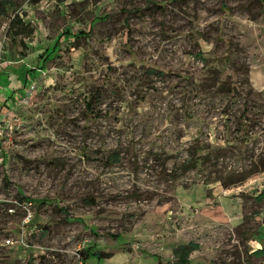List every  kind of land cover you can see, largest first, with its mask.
I'll list each match as a JSON object with an SVG mask.
<instances>
[{
	"label": "rangeland",
	"instance_id": "obj_1",
	"mask_svg": "<svg viewBox=\"0 0 264 264\" xmlns=\"http://www.w3.org/2000/svg\"><path fill=\"white\" fill-rule=\"evenodd\" d=\"M0 2V264H264V0Z\"/></svg>",
	"mask_w": 264,
	"mask_h": 264
},
{
	"label": "crops",
	"instance_id": "obj_2",
	"mask_svg": "<svg viewBox=\"0 0 264 264\" xmlns=\"http://www.w3.org/2000/svg\"><path fill=\"white\" fill-rule=\"evenodd\" d=\"M6 58L8 60V62L5 64V66H3V70L0 71V82H4L2 85H0V97L3 98L0 101L1 104V111L3 113H7L12 107L13 105H15V102H17L19 100V97L23 95V93L25 92V87H20L17 88L14 84L12 83H8V81L12 82L13 78H15V76H18V72H16L17 68H19L21 66L24 67L25 65V60L24 59H18V60H14L16 61L15 63H12V61L9 59L8 57V50H6ZM17 65V66H16ZM19 66V67H18ZM29 66L26 63V67ZM29 68V67H27ZM28 74L25 76V79L23 80L24 83L26 81ZM11 79V80H10ZM23 83V85H24ZM264 213V212H263ZM263 222V218L261 220ZM260 226H264V223H261ZM262 248L261 246H256L253 251Z\"/></svg>",
	"mask_w": 264,
	"mask_h": 264
},
{
	"label": "trees",
	"instance_id": "obj_3",
	"mask_svg": "<svg viewBox=\"0 0 264 264\" xmlns=\"http://www.w3.org/2000/svg\"><path fill=\"white\" fill-rule=\"evenodd\" d=\"M9 8H12V5H9ZM7 8L5 7V3L0 2V13H4ZM25 24L16 16V19L13 18L9 21L7 32L12 35L22 34L24 33ZM119 160V153L118 152H112L108 155L106 158V164H113L118 162ZM263 196V193L259 195L261 198ZM199 246L195 242H188L184 245L176 246L173 250L174 257L176 258L177 264H188L189 259L188 256L190 252L194 249H197ZM90 250L87 251V255H90ZM99 255H103L102 252H96ZM253 255L255 256H262L264 257V247L257 249L253 251Z\"/></svg>",
	"mask_w": 264,
	"mask_h": 264
},
{
	"label": "built area",
	"instance_id": "obj_4",
	"mask_svg": "<svg viewBox=\"0 0 264 264\" xmlns=\"http://www.w3.org/2000/svg\"><path fill=\"white\" fill-rule=\"evenodd\" d=\"M8 62L7 58H6V49L3 48L2 49V45H0V71L3 70V66H5V64ZM3 98L0 97V101L2 100ZM0 107H1V104H0ZM5 116L6 114L3 113L1 111V108H0V128L2 127V124L3 122L5 121ZM1 129H0V163L2 161V158H3V154H4V146H3V141L1 140ZM10 211H12V209H10ZM29 219V216L26 217V219L24 220V222H27V220ZM22 241V239H21ZM14 241L11 239V238H6L5 240V243L6 244H12Z\"/></svg>",
	"mask_w": 264,
	"mask_h": 264
}]
</instances>
